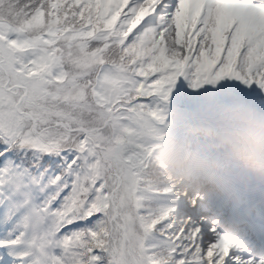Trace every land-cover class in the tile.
<instances>
[{
    "label": "snow or ice",
    "instance_id": "6c2138e0",
    "mask_svg": "<svg viewBox=\"0 0 264 264\" xmlns=\"http://www.w3.org/2000/svg\"><path fill=\"white\" fill-rule=\"evenodd\" d=\"M264 109V0H0V264H264V217L152 172L148 133Z\"/></svg>",
    "mask_w": 264,
    "mask_h": 264
},
{
    "label": "clouds",
    "instance_id": "9594fccd",
    "mask_svg": "<svg viewBox=\"0 0 264 264\" xmlns=\"http://www.w3.org/2000/svg\"><path fill=\"white\" fill-rule=\"evenodd\" d=\"M194 127V131L188 129ZM151 145L155 178L198 191L227 204L238 192L232 173L244 170L264 178V109L223 106L210 116L186 122Z\"/></svg>",
    "mask_w": 264,
    "mask_h": 264
},
{
    "label": "trees",
    "instance_id": "16d2710c",
    "mask_svg": "<svg viewBox=\"0 0 264 264\" xmlns=\"http://www.w3.org/2000/svg\"><path fill=\"white\" fill-rule=\"evenodd\" d=\"M170 125H171V123H170ZM161 130H163V132L168 131L167 124L162 125V126H157L153 131H150V133H152L153 136H156V135H159L161 133ZM148 137H149L150 146L159 142V140L157 141L156 139L152 138L149 135H148ZM155 150L156 149H153V151H155Z\"/></svg>",
    "mask_w": 264,
    "mask_h": 264
},
{
    "label": "rangeland",
    "instance_id": "374dc122",
    "mask_svg": "<svg viewBox=\"0 0 264 264\" xmlns=\"http://www.w3.org/2000/svg\"><path fill=\"white\" fill-rule=\"evenodd\" d=\"M195 119H188V120H175V121H178V123H176L175 122V124H173L174 125V127L176 128L175 130H176V132H177V130L180 128V127H182L186 122H190V121H194ZM173 121V120H172ZM181 121V123L179 124V122ZM195 129H194V127H190L189 129H188V131L189 132H192V131H194ZM2 259H3V255H2V253L0 254V261H2Z\"/></svg>",
    "mask_w": 264,
    "mask_h": 264
},
{
    "label": "bare ground",
    "instance_id": "6f19581e",
    "mask_svg": "<svg viewBox=\"0 0 264 264\" xmlns=\"http://www.w3.org/2000/svg\"><path fill=\"white\" fill-rule=\"evenodd\" d=\"M249 174V173H248ZM232 176H235V175H232ZM237 176V175H236ZM253 176H255V175H253ZM253 176H251L250 174L249 175H245V177L242 179V180H247V179H249V178H251V177H253ZM261 178V177H260ZM263 186H264V184H263Z\"/></svg>",
    "mask_w": 264,
    "mask_h": 264
}]
</instances>
